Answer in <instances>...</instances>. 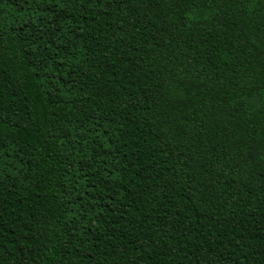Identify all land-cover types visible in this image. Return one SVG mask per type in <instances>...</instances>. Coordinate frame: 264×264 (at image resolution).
<instances>
[{
  "label": "trees",
  "instance_id": "trees-1",
  "mask_svg": "<svg viewBox=\"0 0 264 264\" xmlns=\"http://www.w3.org/2000/svg\"><path fill=\"white\" fill-rule=\"evenodd\" d=\"M0 264H264V0H0Z\"/></svg>",
  "mask_w": 264,
  "mask_h": 264
}]
</instances>
